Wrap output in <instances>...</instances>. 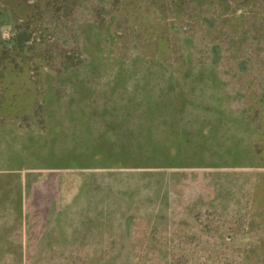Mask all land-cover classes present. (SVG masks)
Returning <instances> with one entry per match:
<instances>
[{"label":"rangeland","instance_id":"obj_1","mask_svg":"<svg viewBox=\"0 0 264 264\" xmlns=\"http://www.w3.org/2000/svg\"><path fill=\"white\" fill-rule=\"evenodd\" d=\"M210 1L73 0L36 17L28 8L22 13L26 18L16 22L0 14V23L12 21L0 24V264H264V37L258 38L254 26L264 32V5L262 0L246 6L230 0L220 7ZM244 12L245 20H237ZM27 25L32 37L19 49L13 36ZM238 31L251 38H237ZM67 64L110 71L152 67L160 77L154 86L164 88L179 85L183 75L205 71L208 78L195 86L194 102L245 119L242 127L223 128L224 138L213 140L211 158L232 154L223 147L237 140L261 152L256 161L263 169L234 166L255 161L251 152L238 161L233 154L226 163L199 168H160L159 160L142 161L125 152L118 137H126L130 124L118 118L116 108L134 85L130 73L118 84L104 83L111 78L107 73L85 83L91 119L84 120L83 143L97 151L92 160L85 153V166L78 169H31L29 148L70 144L82 135H51L47 126L33 129L36 122L19 115L32 99L28 84L17 78L20 73L6 71ZM147 73H153L151 68ZM246 120L256 126L253 135ZM49 155L46 162L54 166L80 163H60L59 154ZM241 175L247 179L242 199L235 185ZM173 177L177 184L189 180L194 200L203 181L212 182L213 206L205 200L200 210L165 209L163 188L168 190ZM63 179L69 182L62 190L69 200L72 194L79 197L66 211L58 200ZM215 186L221 193L233 189L228 200L222 195L220 200ZM169 212L177 215L165 216Z\"/></svg>","mask_w":264,"mask_h":264},{"label":"crops","instance_id":"obj_2","mask_svg":"<svg viewBox=\"0 0 264 264\" xmlns=\"http://www.w3.org/2000/svg\"><path fill=\"white\" fill-rule=\"evenodd\" d=\"M148 68H151L153 73H147ZM148 68H137L133 66L130 67L129 70H124V67L118 70L110 71L104 70L102 66L75 64L43 66L34 70L31 69V67L15 66L12 67L11 70H7L6 72L10 71L20 73L21 75L17 78L21 79L23 82L26 81L28 84L27 90L31 92L32 99L27 104V110L25 109L21 111L19 115H21L22 118L25 117L26 120L35 121L36 125L32 127L33 129L47 126L51 131V135L54 133L56 134V131H64L65 136H77L79 134L82 135L80 138L81 140L78 141L80 144L73 140H71L70 144L65 143V141L59 145L49 146L35 144L33 148H29V152L32 154L31 158L34 161H32V164L34 165L30 168L34 170H42L47 168H59L63 170L78 169L85 166L83 163L85 153H87L88 158L92 160L91 154L97 151L95 148H93V145L85 146L83 143V130L85 129L84 120L87 118L91 119L90 114L86 113L88 110L85 107L84 98L85 96L90 95V93L87 92L90 90H85V83H91L92 80L98 79L100 73L110 74L109 76L111 78L107 79L104 83L118 84L117 82H126V74L128 73H130L135 80V88L133 85L132 89L129 90V97H122V101H120V103L117 105H121V109L116 108V111L119 114L118 118L121 121H125L127 124H130V128L126 137H124V139H121L120 135L118 137L119 142H122L121 140H123L122 144L125 148L122 144L120 145L123 147L125 152L132 154L154 151L160 156V168L212 167V164L206 163L207 161H205L206 159H209L210 154L214 151L212 148V136L210 135L208 128L202 127V125H200L201 121L191 123V115L189 113L190 109H195V105L197 103H200V108H198V110L201 111H206V108L203 107L206 105L203 102H194L193 97L195 96H191V105L190 107H187L189 109L187 114L184 116L181 122H177L174 114H171L170 111L175 103H179L180 99L174 96H161L162 88H164V86L157 87L154 86L156 84L152 82L154 80L157 83L158 79L160 80V77H158V74L156 73L157 69L152 67ZM112 73H115V75L112 76ZM159 73L161 74L162 71H159ZM198 73L203 74L198 75L202 76V78L192 77V82H195V84L203 83V85H205L203 81L208 78L206 76V72L202 71ZM148 75L151 76L149 77ZM153 75H155L157 78H154ZM7 82L9 84L13 83L12 80ZM204 94L205 93L203 91L201 96L203 97ZM157 104H161L164 113L163 115L159 114L157 116L158 122L155 125L151 122L152 119L150 108L152 105ZM108 111L110 114H115L113 109L109 108ZM209 113L210 110L208 114ZM41 122H43V125ZM181 129L184 133L189 134H183ZM169 133L172 134L169 136ZM128 144L130 148H126ZM228 148L229 147L227 146L223 147L225 152H228ZM235 151L237 153H241L242 155L245 152L255 153L254 147L250 146L249 148H245L243 144H240L239 147L235 149ZM44 153L48 154V158H44ZM52 153L59 154L60 163L64 162V164H69V160H71L72 163L75 161H79L80 163L78 162L79 164L77 165L70 164L68 166L62 167L51 165V163H47L46 160L49 159V154ZM196 158L201 159V162L193 161ZM234 166L258 167V169H263L261 167V162L256 160L248 164L236 163ZM65 179L58 182L60 189V199L58 198V200H60L59 205H64L63 207H60L65 209L64 211L74 207L79 198L78 194H76V196H73L72 194V197L69 200L68 192L62 191L65 190L69 184V182H67ZM244 179L245 178L243 175H241V177L237 178L235 182V185L238 187L236 192L242 193L241 199L244 196V184H246L245 180L247 181V179ZM214 184H219V182ZM254 184L256 185V183ZM168 185L167 187L169 193L167 189L164 190L163 188L162 194V206H165V209L170 208L171 210H174L179 209L180 207H183V209L191 207L192 209L200 210V204L205 200L206 202H204V205L207 207L213 206V198L211 197L213 185L209 180L203 181V189L198 190L199 195L195 200L193 197H189V194L192 192V187L189 183V180H183L180 182V184H177V179L173 177L171 178V181L168 183ZM214 190L215 192H220V196L222 195L226 199L228 198L229 191H233V189H226L224 191L222 189L221 193V187L219 189L217 186L214 187ZM178 192H185L188 197H185V195H181ZM23 193L24 191L22 190L21 195H23ZM205 194H207V197H204ZM222 196L220 198L221 201L224 199ZM20 197L21 198L19 201L22 200V196ZM189 201L193 202V204H189ZM69 202L72 204L68 206ZM13 203L14 208L15 200H13ZM53 207L57 208L58 206L56 204L53 205ZM66 214L67 212L64 215ZM176 215L177 214L173 212L165 214V216ZM184 215L188 216L186 213ZM193 215L195 214H191L189 216Z\"/></svg>","mask_w":264,"mask_h":264},{"label":"trees","instance_id":"obj_3","mask_svg":"<svg viewBox=\"0 0 264 264\" xmlns=\"http://www.w3.org/2000/svg\"><path fill=\"white\" fill-rule=\"evenodd\" d=\"M73 0H5L2 4H0V14L1 13H5L8 16H10L12 18V20H14L16 22V20H20L21 18L26 16L24 14H22L26 9L28 8H32L33 10V16H37L38 14L45 12V13H51L50 8L53 5H60L61 3L65 4V5H69ZM77 2V0H74ZM229 1L230 0H212L210 1L211 4L213 5H220V7H222V5H229ZM252 1H256V0H237V3H239V5L241 6H246L249 5L250 3H252ZM262 5H264V0H262ZM47 8V10H46ZM256 14V12H254ZM32 16V17H33ZM247 16V13L244 12V14L242 16H237V20L242 19L245 20V17ZM234 17V16H233ZM236 17V16H235ZM24 18V19H25ZM232 20V19H231ZM11 19L8 18V20H4V22H1L0 24H8L11 23ZM30 22V20H28V23ZM238 26V24H235ZM254 26L256 28V31H259V35L258 38H263L264 37V32L262 28H259L257 26L256 23H254ZM29 26L27 25V27H25L24 30H20L19 32H17L15 34V36H13V39L17 41V44L19 46V49H24V44H26L29 40H31L32 34L31 32L28 31ZM234 31V30H233ZM232 34V32H231ZM241 37H247V38H251L250 35L245 34V31L240 32L238 31L237 34V38H241ZM232 40V38H231ZM68 65V64H67ZM70 65H75V64H70ZM203 75V74H200ZM184 77V81L183 82H179V85L173 87L171 86L170 88H162V93L161 96L163 97H176L179 98L180 101L179 103H175L173 105V107L171 108L170 113L174 114V117L176 119L177 122H181L182 119L184 118V116L187 114L188 112V108L190 107V103H191V95L192 93H194L195 91V86L198 84H195V82H192V77H199L202 78V76H195V75H191L190 74L187 75H183L182 78ZM186 82H188V84H186ZM201 91L203 92V88H201ZM202 92L200 93V95H202ZM218 105V104H217ZM204 108H206V111H201L198 110V108H200V105H198V103L195 105V109H190L189 113L191 115V123L194 122H199L201 121L200 125H202V127H206L209 129L210 135L212 136V143L213 140H216L217 142H220V140L223 138V128H225V126L227 124L233 123L234 125H237L238 127H242V124L244 123L245 119L241 118L242 120H240L239 118L241 116H237L239 118L233 117L230 114H228V112L226 111V109H220L218 108L216 111L213 112V109H209L208 106H203ZM151 119H152V123L153 124H157V119H158V115H163V109L161 104H157V105H152L151 106ZM210 110V113L208 114ZM240 115V112H239ZM246 123H248L249 125H251L252 128V135H253V130H255V124H251V122L246 120ZM176 125V124H174ZM182 133L187 135L189 133H184L183 130L181 129ZM185 131V130H184ZM255 136L258 135V133L254 134ZM231 140H234V138H232ZM148 143H152V142H148ZM242 144L241 142H238L237 140L234 141V144L228 148V152L232 153V154H228V155H220L218 157H212V153L210 154L209 159H206L205 161H207L206 163L212 164V165H221L222 163H226L225 160L228 159V156H232L234 154L236 161L237 158H241L243 157V155L241 153H237L235 151V149L237 147H239V145ZM244 145V144H243ZM220 148V147H219ZM255 154L257 155V157L255 156ZM133 155H135V158H137V156L139 155V158L142 159V161H150V160H160V156L158 153L154 152V151H148L146 153H133ZM251 155H253L254 159L256 160V158H262L261 152L257 151L254 154L251 153ZM183 160V159H181ZM201 159H194L193 161H200ZM204 161V160H202ZM239 163V162H236ZM252 163V162H251Z\"/></svg>","mask_w":264,"mask_h":264}]
</instances>
